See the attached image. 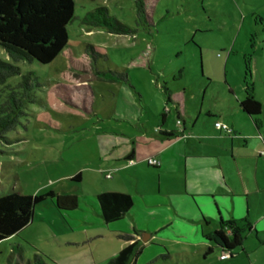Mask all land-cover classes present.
Returning a JSON list of instances; mask_svg holds the SVG:
<instances>
[{
	"label": "rangeland",
	"instance_id": "1",
	"mask_svg": "<svg viewBox=\"0 0 264 264\" xmlns=\"http://www.w3.org/2000/svg\"><path fill=\"white\" fill-rule=\"evenodd\" d=\"M138 1L74 0L67 45L47 64L14 61L0 46V61L20 70L0 82L1 104L7 86H19L21 75L35 71L39 79L16 125L0 136V194L13 187L23 194L52 190L78 198L76 210L60 213L49 199L41 203L30 225L0 242V264H7L12 246L24 241L31 247L22 253L23 264L32 259V248L53 264H103L121 243L133 242L124 237L134 235L122 226L123 236H110L115 223L96 215L95 195L108 189L138 200L139 217L143 209L155 211L164 203L173 217H184L182 224L153 234V245L165 247L159 258L149 262L142 251L135 264L166 263V253L174 258L196 251V245L170 238L194 242L198 237V229L182 216L189 207L183 196L207 190L216 196L196 197L197 209L207 217L219 215L226 234L227 221L247 220L252 230L242 234V250L234 257L220 260L215 249L205 264H264L259 242L264 237V0H142L140 18ZM96 5L105 6L130 32L82 23ZM103 71L126 73L129 82L110 81ZM163 85L172 94L183 90L176 97L178 109L195 118H180L186 121L183 132ZM246 88L263 106L256 125L234 114ZM216 116L246 139L234 138L229 149L217 137ZM161 128L182 137L170 145L158 142L154 134ZM163 149L174 156L176 170L146 165ZM131 151L133 157L126 158ZM77 174L80 179L73 180ZM148 221L142 222L144 230ZM173 260L195 264L191 258L190 263Z\"/></svg>",
	"mask_w": 264,
	"mask_h": 264
},
{
	"label": "trees",
	"instance_id": "2",
	"mask_svg": "<svg viewBox=\"0 0 264 264\" xmlns=\"http://www.w3.org/2000/svg\"><path fill=\"white\" fill-rule=\"evenodd\" d=\"M74 5V0H0V46L14 61L37 62L39 64L51 62L67 45V25L74 18ZM142 5V0L137 2L139 18L143 13ZM82 23L93 27H104L113 33L130 32L128 26L111 15L103 5H96L91 11H88L83 16ZM19 72L18 66L0 61L1 83L5 82L7 77L17 75ZM99 73L110 81L129 82L126 73L117 71ZM38 81L35 71H29L21 75L19 86H7L5 103L1 104L0 102V136L16 125L20 109L31 97L29 91L39 86ZM163 90L167 102H171V91L165 85H163ZM32 99L35 98L32 97ZM236 108L237 117H244L255 125L258 116L263 111L262 103L247 88L245 97L236 100ZM207 117L210 119L212 115L208 114ZM180 118L183 119L177 112L176 119L182 125L183 120ZM161 119V123L164 124L166 115L162 114ZM229 126L233 130L232 126ZM158 135L170 137L173 133L160 130ZM233 135L238 137L234 130ZM72 179L79 180L80 175L77 174ZM47 199L60 212L77 209L78 198L75 195L58 194L52 190L41 195H31L23 194L12 187L7 193L0 194V242L9 237H16L20 231L27 227L32 221L35 209ZM96 201L100 215L107 223L124 217L134 204L130 194L113 190L97 193ZM220 225L219 229L205 233L204 238L221 251L228 252L229 257H234L237 249L242 247V234L250 229V225L241 227L234 221H227L225 225L229 235L223 229L224 222L222 220H220ZM117 236L123 235L119 233ZM124 238L130 240L132 236ZM260 242L263 244L264 239ZM26 246L31 247L25 241L23 244H14L12 253L8 255L7 264H23L22 253ZM143 247L141 241L133 239V242L122 247L116 255L106 259L104 264H133ZM32 249V259L26 261L25 264H53L41 251ZM213 250V247H208L205 250V255L210 254Z\"/></svg>",
	"mask_w": 264,
	"mask_h": 264
},
{
	"label": "crops",
	"instance_id": "3",
	"mask_svg": "<svg viewBox=\"0 0 264 264\" xmlns=\"http://www.w3.org/2000/svg\"><path fill=\"white\" fill-rule=\"evenodd\" d=\"M182 93H183V90L181 92H176L174 94L171 93V102L173 103V106H174L175 117H176L177 112H178L180 117L185 116L186 119H189L193 122V120L195 119V118L193 119V116L189 115L185 110L181 111L178 109V102H177L176 97H178ZM236 110H237V108H236V106H234V114H235L236 118L239 119V117H237V115H236ZM213 118H215V116ZM217 120L228 123L229 125L232 126V128L236 132V134H238V137L237 136L230 137V136H227L226 134L222 133L221 131H219L215 128L217 131H219V134H217V137L220 139H223L225 141V143H227L229 145V149H232V141L234 138H237L238 140L239 139H241V140L246 139L244 137H241L240 133L238 132V130L235 128V126L232 123L223 120L221 116H218V117L216 116V120H214V122ZM185 122L186 121H184V120L182 121V125H181L182 132L186 128ZM160 130L164 131V132H172L173 133V135L170 137H163V136H159L158 134L157 135L154 134V139L158 142H161V143H165V144L170 145V144H173V142L171 141L172 138H175V137L181 138L182 137V135L175 136L174 132L171 130H168V129H162L161 128V129H159V131ZM215 134H216V132H215ZM258 135H259V133H258ZM256 137H259V136H256ZM133 154H134V151H131L129 153H126L125 157L131 158V157H133ZM153 156H155L157 159L160 160V162H161L160 166L154 167V166H149L146 164L147 166L154 168V169H163L166 171H172V170L177 169L174 156H172L170 153H166V151L164 149L160 150L159 152H157ZM108 190H111V189H108ZM113 191H116V190H113ZM200 195H204V196L212 198V197L216 196V193L211 191V190H207L206 192H196L195 191V192L187 193V195L183 196V200L188 203L189 207L187 208L188 210L185 211L186 213L184 215H182V216L188 217V221L190 223L189 222H187V223L190 224V227L195 228V230H196V228L198 229V231H199L198 237H196L194 242L187 241V240L181 241L180 238L177 237L176 235H172L170 238L171 241L175 242L176 244H179V242H181L184 245L193 244V245L197 246L196 251H194L192 253H189L186 250H184V252L182 251L180 253H175V257L177 260H181V261L186 260L187 263H190V258H191V259H193V262L195 264L196 263L205 264V261L207 260V256H209V254L205 255V250L208 247H213L214 250L218 249L217 247H215V245L213 243L208 242L204 238V234L207 232L219 229L221 226L220 220H222V219L219 215H216L214 218L207 217L199 210V208L197 209V207L195 206V203L197 202L196 197H198ZM95 198H96V195H95ZM145 199H147V198L145 197ZM133 200H134V204H133L132 208L124 215V217H122L119 220L109 222V223H115V225H114L115 229H114L113 233H111L110 236H116V234L119 233V230H121L122 226H128L129 228L134 230V235L132 236V239H130V240L136 239V240L141 241L144 245L142 253H144V252L147 253V255L145 256V260L151 259L149 262H154L157 258L160 257V254H158V253L162 252L165 247L163 245H159V246L155 245V244L153 245V243L151 241L152 238L154 237L153 234H155V233L158 234V232H160V231L165 232V231L169 230L172 225L182 224L181 221H184L183 220L184 217H178V216L173 217V214L170 212L169 206H167L166 203H164V208L158 207L155 209V211H153L152 209H147V210L143 209L142 210L143 216L139 217V216H137L136 213L138 212V210H137L138 207L140 210L141 204H140V202H138V200H136L134 198H133ZM174 201H175V203H177L178 200H176V198H174ZM92 203L94 205L96 215L102 219V217L100 215V210H99L97 201L92 202ZM146 208H148V207H146ZM56 212L60 213V211H58L57 209H56ZM146 219H149V221L147 222L148 227H147V230H144V228H146V224L144 225V224H142V222H144ZM238 225L241 227H243V226L247 227V225H250V229H248L246 231L252 230L251 224H249V221H247V220H245V222L243 224H241V225L238 224ZM134 227L136 228V230ZM262 233L264 236V231ZM142 236H144L146 241H142ZM164 239H168V238L165 237ZM263 239H264V237H263ZM263 239H260L259 242L262 241ZM130 242L131 241L121 243L116 252L118 253L122 247L126 246ZM260 244H261V242H260ZM261 245L264 247V243ZM218 250H220V249H218ZM240 250H242V247ZM212 252L210 253V255L212 254ZM221 253H222V251H221ZM116 254H114V255H116ZM114 255H111L109 257H112ZM138 257H139V255L134 259L133 264L136 263ZM165 257H168V259H169L168 262L160 263V264H171V262H173L174 261L173 259L175 258V257L174 258L172 257V254L171 255L167 254V256H165ZM108 258H106V259H108ZM230 258H232V257H228L226 259H220V255H219L220 260H227ZM106 259L103 260V262H102L103 264H104ZM149 262H148V264H150Z\"/></svg>",
	"mask_w": 264,
	"mask_h": 264
},
{
	"label": "built area",
	"instance_id": "4",
	"mask_svg": "<svg viewBox=\"0 0 264 264\" xmlns=\"http://www.w3.org/2000/svg\"><path fill=\"white\" fill-rule=\"evenodd\" d=\"M214 127L217 130L221 131L222 133L226 134L227 136H230V137L234 136L233 130L231 129V127L223 121H220V120L215 121ZM160 163H161L160 160L157 159L155 156H151V157L146 159V164L149 166L158 167V166H160ZM228 256L229 255L227 252H222L220 254V259H226V258H228Z\"/></svg>",
	"mask_w": 264,
	"mask_h": 264
},
{
	"label": "water",
	"instance_id": "5",
	"mask_svg": "<svg viewBox=\"0 0 264 264\" xmlns=\"http://www.w3.org/2000/svg\"><path fill=\"white\" fill-rule=\"evenodd\" d=\"M142 241H146V239L144 238V236H142ZM222 252H226V251L222 250ZM228 255H229V253H228Z\"/></svg>",
	"mask_w": 264,
	"mask_h": 264
},
{
	"label": "flooded vegetation",
	"instance_id": "6",
	"mask_svg": "<svg viewBox=\"0 0 264 264\" xmlns=\"http://www.w3.org/2000/svg\"><path fill=\"white\" fill-rule=\"evenodd\" d=\"M229 257V256H228Z\"/></svg>",
	"mask_w": 264,
	"mask_h": 264
}]
</instances>
